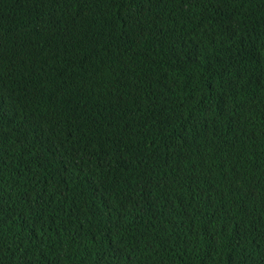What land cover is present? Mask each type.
Here are the masks:
<instances>
[{
	"label": "trees",
	"instance_id": "obj_1",
	"mask_svg": "<svg viewBox=\"0 0 264 264\" xmlns=\"http://www.w3.org/2000/svg\"><path fill=\"white\" fill-rule=\"evenodd\" d=\"M0 264H264V0H0Z\"/></svg>",
	"mask_w": 264,
	"mask_h": 264
},
{
	"label": "bare ground",
	"instance_id": "obj_2",
	"mask_svg": "<svg viewBox=\"0 0 264 264\" xmlns=\"http://www.w3.org/2000/svg\"><path fill=\"white\" fill-rule=\"evenodd\" d=\"M204 162V161H203ZM229 226V225H228Z\"/></svg>",
	"mask_w": 264,
	"mask_h": 264
}]
</instances>
